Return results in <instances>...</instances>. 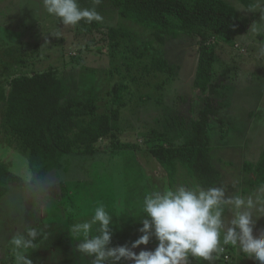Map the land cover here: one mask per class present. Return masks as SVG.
Returning a JSON list of instances; mask_svg holds the SVG:
<instances>
[{
    "label": "rangeland",
    "instance_id": "obj_1",
    "mask_svg": "<svg viewBox=\"0 0 264 264\" xmlns=\"http://www.w3.org/2000/svg\"><path fill=\"white\" fill-rule=\"evenodd\" d=\"M224 1L235 8L245 29L235 30L232 40L216 44L215 84L220 93L215 98L224 105L217 114L226 126L220 127L218 120L210 124L211 162L218 178L209 187L223 185L229 195L239 191L255 196L258 190H250L251 176L243 166L247 161L257 162L264 151V0H253L252 9L238 0ZM79 2L81 7H94ZM98 10L103 16L101 23L125 27L135 34L136 44L144 46L155 40L151 31L123 20L109 5L101 4ZM96 37L79 25L65 26L48 16L41 0H0V161L21 178L19 183L8 185L0 200V260L5 264H10L6 259L9 239L25 226L39 227L47 234L37 249L30 250L33 264H91L90 258L76 251L77 237L70 228L89 218L97 203L105 204L117 216L113 217L112 246L130 245L140 235L137 229L141 224L136 218L142 214L144 195L168 188L166 173L148 153L146 141L161 137L168 144L181 145L203 107L194 89L197 41L180 36L162 47L155 40L149 54L176 65V77L161 88L157 86L166 79L163 74L151 78L146 86L129 81L128 105L122 109L118 135L121 142L139 146L138 151L115 155L110 142L103 140L107 153L89 159L67 158L60 170L44 178L35 177L29 157L16 153L19 150L2 127L7 80L26 71H21L22 44L30 48L40 45V53L30 58L34 69H59L70 87V96L96 95L100 111L105 113L112 107L109 92L122 80L120 74L112 76L110 72L120 68L121 60L113 64L100 43L88 48ZM75 54L80 63L72 61ZM62 183H66L65 188ZM190 183L197 184L182 173L178 184ZM225 216L230 219L231 213L226 211ZM262 230L264 216L257 219L253 234ZM155 244L153 239L147 247L154 248ZM224 253L214 264H259L238 255L231 246ZM190 264L208 262L190 258Z\"/></svg>",
    "mask_w": 264,
    "mask_h": 264
},
{
    "label": "trees",
    "instance_id": "obj_2",
    "mask_svg": "<svg viewBox=\"0 0 264 264\" xmlns=\"http://www.w3.org/2000/svg\"><path fill=\"white\" fill-rule=\"evenodd\" d=\"M83 1L94 6L92 0ZM238 1L248 9L253 7V0ZM102 4L115 9L123 20L148 29L156 40L141 46L136 44L135 34L125 27L101 22L78 24L86 32L97 34L88 48L100 43V49L107 52L113 64L121 60L120 68L110 72L122 78L109 92L110 110L100 111L96 95L70 96V87L59 69L42 72L34 69L30 58L40 53V45L30 48L22 44L21 71H26L7 80L8 91L3 96L5 135L19 150L16 153L29 157L30 168L37 178L60 170L67 158L89 159L107 153L101 144L103 140L110 142L111 153L115 155L136 153L139 146L121 142L118 135L122 109L128 105L129 81L146 86L151 78L163 74L166 79L157 86L161 88L174 80L176 65L149 53L154 41L163 47L171 39L187 36L198 43L194 89L203 107L197 119L191 122L190 136L181 145L154 137L146 141L147 151L165 171L168 188L179 183L182 173L188 181L209 187L218 178V171L211 162L210 124L218 120L220 127L226 126L217 114L224 105L215 98L220 93L219 85L215 84L216 44L232 40L234 31L245 29V24L235 8L224 0H103ZM71 59L81 62L77 54ZM243 169L251 176L248 180L251 191L264 185V151L257 162H245ZM20 180L0 161V200L7 193L8 185ZM62 184L65 188L66 183ZM43 239L38 237L37 245Z\"/></svg>",
    "mask_w": 264,
    "mask_h": 264
},
{
    "label": "clouds",
    "instance_id": "obj_3",
    "mask_svg": "<svg viewBox=\"0 0 264 264\" xmlns=\"http://www.w3.org/2000/svg\"><path fill=\"white\" fill-rule=\"evenodd\" d=\"M102 2L92 0L94 7L86 8L79 0H41L48 16L71 27L81 21L103 22L98 10ZM141 213L136 218L141 224L139 237L130 245L112 246L116 215L97 203L89 218L70 228L77 237L76 251L90 258L91 264H190V258L214 264L231 246L238 255L264 264V230L253 234L257 219L264 216V185L255 196L239 191L229 195L223 185L177 184L154 189L144 195ZM38 237L47 238V234L36 226L16 231L8 241L10 264H33L29 253L37 249ZM153 239L156 244L150 249L147 246ZM141 245L145 247L135 251ZM0 264L5 262L0 260Z\"/></svg>",
    "mask_w": 264,
    "mask_h": 264
},
{
    "label": "built area",
    "instance_id": "obj_4",
    "mask_svg": "<svg viewBox=\"0 0 264 264\" xmlns=\"http://www.w3.org/2000/svg\"><path fill=\"white\" fill-rule=\"evenodd\" d=\"M226 257H228V256H226Z\"/></svg>",
    "mask_w": 264,
    "mask_h": 264
}]
</instances>
